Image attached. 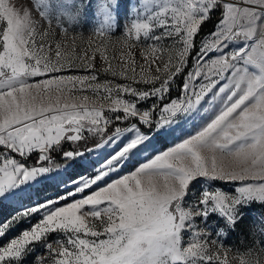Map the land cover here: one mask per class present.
<instances>
[{
    "label": "snow or ice",
    "instance_id": "1",
    "mask_svg": "<svg viewBox=\"0 0 264 264\" xmlns=\"http://www.w3.org/2000/svg\"><path fill=\"white\" fill-rule=\"evenodd\" d=\"M121 7L0 0V264H264V0Z\"/></svg>",
    "mask_w": 264,
    "mask_h": 264
},
{
    "label": "rangeland",
    "instance_id": "2",
    "mask_svg": "<svg viewBox=\"0 0 264 264\" xmlns=\"http://www.w3.org/2000/svg\"><path fill=\"white\" fill-rule=\"evenodd\" d=\"M10 2H13V0H10ZM15 2L20 3V0H15ZM130 4H131V0H121L122 7L119 11L121 24H123V21L128 18L129 11H130ZM93 26L94 25L92 23V10L89 9L87 12V22H85L81 26V30L87 31L90 27H93ZM205 37L206 35L198 39V46H197L198 48L200 46L201 40L204 39ZM191 55L189 56V63H190ZM195 55H196V52L192 57V62H193V58L195 57ZM36 79H39V78H36ZM101 79H103V77H101ZM179 94H180L179 89L173 88V90L170 93V96L175 98ZM65 146L67 147L68 145H65ZM216 184L218 186H222L225 190H230L231 188V185H227V184L219 185V182H216ZM208 187H209L208 184H201V183L194 182L193 190L199 193L204 188H208ZM244 211H245L244 225L241 227V229H238L236 233H233L230 236V238L224 242V246L229 250L230 259L234 255H241V256L245 255L244 248L247 246V243H248V239L246 236V227L254 219V217L257 214L264 213V207H262L258 203H253L249 208H246ZM7 214H8L7 210L4 209L3 207H0V219H2ZM35 221H36V218L33 217L30 220H24L21 223L17 224L11 230V232H9L5 237L0 238V246H3L9 239L20 234L25 228L30 227L31 224L35 223ZM56 238L63 239V236L62 234H59V233H53L49 237V240H53ZM34 248H35L34 252L29 254L23 261H21V264H33V261L37 256L45 254V249L41 246V244H36Z\"/></svg>",
    "mask_w": 264,
    "mask_h": 264
},
{
    "label": "trees",
    "instance_id": "3",
    "mask_svg": "<svg viewBox=\"0 0 264 264\" xmlns=\"http://www.w3.org/2000/svg\"><path fill=\"white\" fill-rule=\"evenodd\" d=\"M219 16V10H217L214 14H213V18L203 27L201 33L199 34V36L196 39V48L198 49V39L200 37H203L204 35H207L208 33H210L213 30V26L216 23V19ZM196 50H194L192 52L191 58H190V63H189V67H191L192 65V57L195 54Z\"/></svg>",
    "mask_w": 264,
    "mask_h": 264
}]
</instances>
